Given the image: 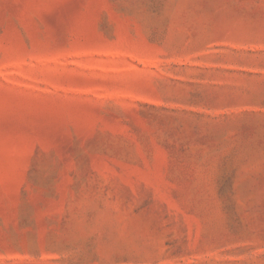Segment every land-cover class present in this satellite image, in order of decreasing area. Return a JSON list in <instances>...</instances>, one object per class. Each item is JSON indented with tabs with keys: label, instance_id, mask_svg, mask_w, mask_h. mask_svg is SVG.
I'll list each match as a JSON object with an SVG mask.
<instances>
[{
	"label": "rangeland",
	"instance_id": "rangeland-1",
	"mask_svg": "<svg viewBox=\"0 0 264 264\" xmlns=\"http://www.w3.org/2000/svg\"><path fill=\"white\" fill-rule=\"evenodd\" d=\"M0 264H264V0H0Z\"/></svg>",
	"mask_w": 264,
	"mask_h": 264
}]
</instances>
